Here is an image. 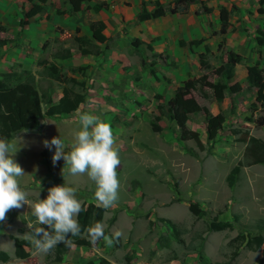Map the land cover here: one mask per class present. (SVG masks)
<instances>
[{
	"label": "rangeland",
	"instance_id": "1",
	"mask_svg": "<svg viewBox=\"0 0 264 264\" xmlns=\"http://www.w3.org/2000/svg\"><path fill=\"white\" fill-rule=\"evenodd\" d=\"M244 1L251 3L250 0ZM163 5L167 7L168 3ZM235 7L237 6L234 5ZM235 15H231V20L238 30L230 32L240 31L248 40L264 22V6L261 15L252 6L249 9H236ZM13 34L14 32L11 34L14 37ZM0 37L8 38L2 34ZM225 43L222 37V46ZM220 45L213 51L210 50V53H202L210 68L218 66L228 51ZM131 49L143 52H139L140 56L135 54L134 59L128 57L130 65L125 67H129V74L128 77L123 75L126 85L130 87V90H126L128 96L124 93H110L112 89L105 86L97 94L106 106H97L91 102L97 96L94 89L97 85L112 84L114 78L107 74L99 76L98 68L90 66L67 69L60 66L62 76L73 78L74 75V80L83 81L85 102L70 118L53 120L42 117L38 129L20 131L8 140L15 146L16 152L12 158L25 172L17 180L27 193V200L35 202L45 199L48 188L65 185L76 189L75 195L81 205L91 203L103 207L94 199L96 185L87 173L72 175L63 160L53 166L51 157L55 148L49 151L43 144V141L59 136L70 146L73 131L80 128V114L87 113L110 124L115 140L113 147L121 161L117 168L118 199L113 207L105 209L101 219L104 231L108 234L116 231L123 233L118 239V246L112 244L107 253H103L109 260L107 264H202L199 261L201 256L206 261L205 264H264V243L252 251L242 247L237 256L230 259L233 247L244 238L260 235L264 239V232L253 228L257 220L264 221V166L242 167L232 188H228L225 181L230 169L241 159L244 149V144L235 139L246 131L249 135L264 140V128H255L244 122V117L249 115L247 109L252 101L253 90L245 87L239 97L226 91L221 104L213 102L209 97L204 100L193 94L199 105L204 106L211 114L221 113L225 119L224 131L218 133L210 148L205 144L202 114L189 116L188 127L199 134L203 143V150H198L192 142L179 141L176 127L167 119L161 118L158 122L157 125L162 130L159 134L152 133L148 125L156 104L166 103L163 100L167 99L166 94L163 98L155 94L162 92L160 86L166 88L170 82L196 79L204 73L197 55H190L186 62L189 71L191 66L194 67V75L177 77L176 72L173 71L170 75L166 69L160 68V65L170 68L175 66L173 59L164 53H151L142 45L139 48L131 46ZM254 53L255 61L264 62V49L259 54ZM47 54L45 52L40 59L46 58ZM140 59L143 60V66H140ZM247 60L250 62V58L244 61ZM76 68H84L83 77L78 72H71L70 69ZM14 70L17 68L14 67ZM240 71L235 78L241 81ZM155 74L158 75L157 79L153 78ZM133 75L139 77L138 82L132 80ZM34 78L37 79V87L49 82L45 79V71L41 69L35 71ZM207 80L212 82L214 77L208 74ZM229 83L232 84L233 80ZM57 85L60 88L62 86L60 83ZM65 86L69 87L68 84ZM232 128L239 129L241 134L229 137L226 130ZM70 150V147L66 148V151ZM190 204L197 209L195 213L189 211ZM6 215V222L0 223V251L5 252L9 260L0 264H8L10 260H14L13 242L10 238L20 239L27 235L31 222L21 223L19 216L35 221L30 204L13 209ZM165 219L174 226L176 240L169 236L171 230L163 222ZM226 221L231 224L230 229L214 232L210 228L212 223ZM256 224L261 222L257 221ZM73 242L87 247L91 245L83 235ZM47 257L48 254L35 252L23 262L49 264L51 254ZM88 258L92 262L96 261L90 254Z\"/></svg>",
	"mask_w": 264,
	"mask_h": 264
},
{
	"label": "trees",
	"instance_id": "2",
	"mask_svg": "<svg viewBox=\"0 0 264 264\" xmlns=\"http://www.w3.org/2000/svg\"><path fill=\"white\" fill-rule=\"evenodd\" d=\"M47 0H26L30 4L29 9L23 13L22 19L18 21L19 31L14 33V38L19 35L20 30L25 28L28 24V20L34 15L38 14L42 5ZM95 1V4L91 8L94 12L106 7V4L98 0H64L65 4L69 7V13L71 15L78 12L82 4ZM196 3L199 5V10L196 14H208L210 9L207 8L201 0H172L165 7L161 2L157 0L146 1L151 8L149 11H139L136 15L137 21H147L168 14H186L191 4ZM256 13L262 14V8L264 6V0H257ZM232 9L234 6L232 5ZM230 13L231 11L225 8H220L218 12L219 20V34H225L230 26ZM105 25L101 21H91L88 23V30L90 37L80 38L77 51L81 56H93L96 57L99 54L98 45L107 47L109 38L104 35ZM92 40L93 43H90ZM203 38L197 40H191L189 42L179 41V46H197L203 42ZM11 42L10 39L0 38V46H4L6 43ZM254 47L252 52L259 54L261 49H264V22L260 29L255 30L253 36ZM136 43V41H134ZM145 49L150 50L148 44L141 43ZM44 44L42 45V48ZM69 57V53L65 51L60 55V59ZM198 63L201 66L204 73L196 79L187 78L180 85H178L172 94V96L163 105L158 104L155 112L148 122L149 129L154 134H159L162 130L157 125L161 118L167 119L170 123H173L177 129V138L181 142H192L198 150H203V143L199 139V134L190 129L187 125L189 116L202 114V129L205 136V144L210 148L213 146V142L217 139L218 133L224 131L225 119L221 113L211 114L204 106H200L193 94H196L199 98L206 100L208 97L213 102L220 104L225 92L228 91L233 95H238L242 92V88L237 82L230 84L229 82L234 78V67L237 64H242L244 58L232 51L225 53V59L217 67L210 68L204 61V54H198ZM140 66H143V60L139 61ZM38 67H41L46 76L60 83V95L54 104L47 105L45 103L47 96L45 93L40 92L37 88L35 78L33 74L17 65V70L9 71L0 74V138H6L10 140L15 134L23 130H35L39 127L40 118L47 119L54 118H68L70 117L78 107L85 102V95L83 94L84 83L74 80L72 77L62 76L60 68L48 62L46 59H39L36 62ZM72 73L78 72L81 77L84 76V68L70 69ZM208 74L214 77L212 82L207 80ZM149 73H152L149 70ZM134 82L139 81L138 76H131ZM245 82L246 88L253 90L252 101L248 105L249 115L244 117V122L252 124L255 128H264V62L260 63L255 61L254 64L245 66ZM50 83V82H49ZM66 84L69 87L65 86ZM43 105V106H42ZM256 113H261L257 114ZM229 137L235 136L240 133L239 129L226 130ZM241 134V133H240ZM236 142L244 144L242 157L228 172L225 181L228 188H232L235 184L240 169L242 167H249L253 165L264 166V140L249 135L246 131L241 134V137L235 139ZM197 209L193 204L189 205V211L195 213ZM104 208L91 203L82 205V212L77 217L82 231L80 236L69 238L73 241L78 240L82 235L90 243L89 238L83 231L85 228L93 224L95 221L101 222ZM20 221L25 223L26 221L21 218ZM260 221L261 224H256ZM255 222L254 230L264 232V221L257 220ZM34 221H31L33 223ZM171 232L169 236L176 240V231L174 226L168 220H163ZM259 223V222H258ZM38 226V225H34ZM41 227L46 228L45 225ZM214 232H220L224 229H230L231 224L229 222L212 223L210 227ZM28 233L31 229H28ZM105 235L112 237V234ZM13 244V256L14 258H20L25 260L29 257V250H35L34 246L29 239H17L10 238ZM242 239V236L240 237ZM102 240V239H101ZM238 240V238H236ZM100 241V240H99ZM162 243V242H161ZM264 243V239L260 235L254 237H246L238 245L233 247L230 254V259L233 260L238 253V250L242 247L252 251L258 249ZM114 246L117 247V242L114 241ZM165 246L164 243H162ZM68 247H65L62 243L58 244L54 250H51L48 254H51L49 264H72L63 261L64 255H66ZM47 257V258H48ZM9 260L5 252L0 251V263H6ZM200 263L205 264L206 261L201 256L199 258ZM100 264H106L103 260Z\"/></svg>",
	"mask_w": 264,
	"mask_h": 264
},
{
	"label": "crops",
	"instance_id": "3",
	"mask_svg": "<svg viewBox=\"0 0 264 264\" xmlns=\"http://www.w3.org/2000/svg\"><path fill=\"white\" fill-rule=\"evenodd\" d=\"M98 1L104 2L106 7L94 12L91 8L95 4V1H91L82 4L80 10L71 15L69 13V7L65 4L64 0H47L42 5L41 11L30 18L25 28L20 30L19 35L14 38L11 34L19 31L18 21L22 19L23 13L29 9L30 4L27 3L26 0H0V35L2 34L8 37L0 38L11 40V42L6 43L4 46H0V74L13 71L14 67L17 68V65H20L22 68L29 70L34 76L36 70L39 71L41 69V71H44L41 67L37 66L36 62L47 52V57H44V59L57 67L61 66L63 69H67L69 67L90 66V68H98L99 76L104 77V74H107L108 77L115 79H112V84L106 83L107 85H97L96 89H94L96 94L102 92L103 88L108 86V88L112 89L110 93H118L119 95L124 93L125 96H128L126 90H130V87L126 85V79L124 78L125 76L128 77L129 74L127 69L129 67H125L130 65L128 57L131 56V58L134 59L135 54L140 56V53L143 52L140 49L134 51L131 49V46L139 48L142 45L141 43L148 44L151 53H164L167 57L173 59L175 66L174 68H170L167 65H160V68L166 69L168 71L167 74L170 75L173 74L174 71L177 77H180L189 76V74L194 75V67L191 66L192 69L189 71L186 63L190 55L194 57L195 54L210 53V50L213 51V49L215 47L217 48L220 44V47L222 46L223 37L226 42L223 44V48L243 56L244 60L250 58V62L247 60L246 62L244 61V64L235 65L234 78L232 79L233 83L237 82L242 89L246 87L245 66L252 65L255 61L253 57L255 53L252 52L254 47V34L247 40L240 31L231 33L230 31L232 30H238L232 25L234 21L231 20V15H235L236 9L240 7L249 9V7L252 6L253 10L257 9L258 6L256 7L255 5L257 4L256 0H250L251 3H246L244 0H201L204 5L210 9V13L196 14L195 12L199 10V5L193 3L189 6L186 14L165 13L161 17L142 22L137 21L136 15L139 11H149L151 7L146 4V1L153 0ZM157 1L163 4L165 2L169 3L172 0ZM232 5H236L237 7L232 9ZM222 7L231 11L229 20L230 26L223 35L219 34L218 20V12ZM91 21H101L105 25L103 33L109 38V41L107 42L106 48L102 47V45H98L99 54L96 57L87 55L81 56L77 51V45L80 38L84 37L89 39L90 32L88 30V23ZM201 38L205 39L197 46H179V41L187 43L191 40ZM243 38L245 39V46ZM134 41H136V43H134ZM89 42L93 43L92 40H89ZM43 44L44 47L42 48ZM65 51L69 53V57L60 59V55ZM54 54L57 55L55 56ZM224 59L225 56L223 61ZM240 70L242 71L241 81L235 78L237 72ZM157 76L158 75L155 74L153 78L157 79ZM45 79L51 83L46 81L45 86L40 87L38 85L39 90L46 94L47 99L45 103L47 105L54 104L60 95V87L57 85L56 81L48 77ZM35 81L37 85V79ZM182 81H176V83L170 82L166 88L160 86L162 92L155 94L160 95V97L162 96L161 98L166 94L167 99L163 100L167 102L172 96L174 89L180 85ZM243 92L238 94V97L243 94ZM99 96L100 95L97 94L95 99L91 102H94L93 104L97 106H106ZM233 96L235 97L237 95ZM252 98L253 96L251 99ZM157 105L158 103L156 106ZM56 119L59 118H54L53 120ZM21 218L26 221L25 224L31 222L30 220H26L25 216L22 215L19 216V221ZM26 233L28 234L27 231ZM109 234L114 235L113 233ZM20 239H28V236L26 235ZM109 247L110 246H107L103 239L97 241L95 245L91 244L89 247L84 244L80 245L74 243L73 247H68L63 261L72 264H100V261L103 260L105 263H109L108 258L103 254L104 252L107 253ZM32 251H34L32 253L36 252V250ZM32 253H30L31 255L25 260H28L32 256ZM89 254L90 257L94 256L96 261L92 262V260L88 258Z\"/></svg>",
	"mask_w": 264,
	"mask_h": 264
},
{
	"label": "clouds",
	"instance_id": "4",
	"mask_svg": "<svg viewBox=\"0 0 264 264\" xmlns=\"http://www.w3.org/2000/svg\"><path fill=\"white\" fill-rule=\"evenodd\" d=\"M79 120L80 128L73 131L70 146L59 136L50 141L45 140L43 144L49 151L55 148L51 157L53 166L63 160L72 175L87 173L96 185L94 199L104 209H108L118 199L117 168L121 164L118 152L113 147L115 140L112 128L110 124L87 113L80 114ZM14 147L6 138H0V223L6 222V214L11 210L30 204L35 221L28 225L31 232L27 236L36 252L49 254L61 243L65 247H73L74 242L69 234L76 237L82 231L77 219L82 212V205L75 195L76 189L65 185L54 186L47 189L45 199L28 201L27 193L17 180L25 172L12 158L16 152ZM67 147L71 150L66 151ZM41 225H46L47 229ZM83 231L93 245L103 239L107 246H111L123 235L120 231H116L112 237L105 235L103 223L97 221ZM8 264L24 262L16 257Z\"/></svg>",
	"mask_w": 264,
	"mask_h": 264
}]
</instances>
